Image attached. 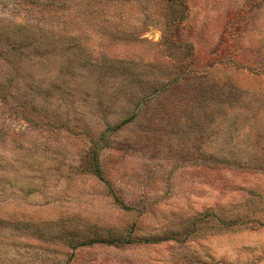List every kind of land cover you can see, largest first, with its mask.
Returning <instances> with one entry per match:
<instances>
[{
	"label": "rangeland",
	"instance_id": "obj_1",
	"mask_svg": "<svg viewBox=\"0 0 264 264\" xmlns=\"http://www.w3.org/2000/svg\"><path fill=\"white\" fill-rule=\"evenodd\" d=\"M0 264H264V0H0Z\"/></svg>",
	"mask_w": 264,
	"mask_h": 264
},
{
	"label": "trees",
	"instance_id": "obj_2",
	"mask_svg": "<svg viewBox=\"0 0 264 264\" xmlns=\"http://www.w3.org/2000/svg\"><path fill=\"white\" fill-rule=\"evenodd\" d=\"M94 172L99 178L102 179L101 171L98 166H95Z\"/></svg>",
	"mask_w": 264,
	"mask_h": 264
}]
</instances>
